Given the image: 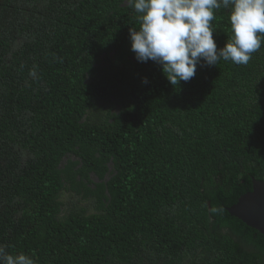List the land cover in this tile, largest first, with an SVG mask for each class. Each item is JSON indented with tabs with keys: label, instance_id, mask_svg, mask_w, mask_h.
Listing matches in <instances>:
<instances>
[{
	"label": "trees",
	"instance_id": "1",
	"mask_svg": "<svg viewBox=\"0 0 264 264\" xmlns=\"http://www.w3.org/2000/svg\"><path fill=\"white\" fill-rule=\"evenodd\" d=\"M212 24L223 47L229 9ZM131 27V0H0V245L37 264H264L228 211L264 181V44L173 86ZM64 192L95 212L63 215Z\"/></svg>",
	"mask_w": 264,
	"mask_h": 264
},
{
	"label": "clouds",
	"instance_id": "2",
	"mask_svg": "<svg viewBox=\"0 0 264 264\" xmlns=\"http://www.w3.org/2000/svg\"><path fill=\"white\" fill-rule=\"evenodd\" d=\"M139 27L129 29L138 62L153 61L173 86L190 81L197 66L223 61L247 65L264 44V0H131ZM229 9L231 35L223 47L214 39L215 11ZM144 83H148L144 78ZM0 264H37L32 255H13L0 245Z\"/></svg>",
	"mask_w": 264,
	"mask_h": 264
},
{
	"label": "water",
	"instance_id": "3",
	"mask_svg": "<svg viewBox=\"0 0 264 264\" xmlns=\"http://www.w3.org/2000/svg\"><path fill=\"white\" fill-rule=\"evenodd\" d=\"M228 211L264 236V181L254 180L253 190L241 196Z\"/></svg>",
	"mask_w": 264,
	"mask_h": 264
},
{
	"label": "rangeland",
	"instance_id": "4",
	"mask_svg": "<svg viewBox=\"0 0 264 264\" xmlns=\"http://www.w3.org/2000/svg\"><path fill=\"white\" fill-rule=\"evenodd\" d=\"M68 158L71 160H76L74 156H69L62 161L61 167L66 164ZM111 166L112 165L110 164L109 167L111 168ZM110 176L111 174L108 173L106 175L105 180H108ZM92 178L94 181L97 182V178L95 176L92 175ZM61 200L64 203L62 210L63 215L70 213V211H72L73 209L81 210L83 208L86 209L88 213L95 212L94 206L92 205L90 200H82L81 198L77 197L73 192H64L61 196Z\"/></svg>",
	"mask_w": 264,
	"mask_h": 264
}]
</instances>
